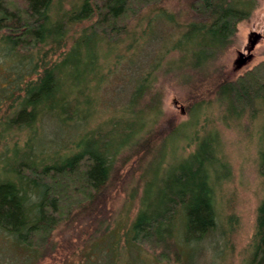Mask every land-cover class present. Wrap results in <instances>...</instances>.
I'll return each mask as SVG.
<instances>
[{
  "label": "trees",
  "instance_id": "16d2710c",
  "mask_svg": "<svg viewBox=\"0 0 264 264\" xmlns=\"http://www.w3.org/2000/svg\"><path fill=\"white\" fill-rule=\"evenodd\" d=\"M53 1L0 0V76H5L4 80L10 78L7 69L13 63L29 59L27 53L42 45H50V51L60 49L65 46L69 26L84 21L89 23L61 63L48 67L41 66L42 62L39 66L31 63L30 69L27 68L30 74H37V69H42L37 78L21 86L18 80L14 85L16 88L7 91V100H20L17 110L6 123L7 129L31 128L41 113L54 117L58 114L64 123L72 121L74 102H70L66 94V82L70 81L68 72L75 68L74 64L82 54L85 55L86 70L92 72L89 69L94 68L91 54L95 52L89 41L104 38L117 42L129 33L130 23L145 10L155 9L169 0H72L70 9L56 18L50 15ZM184 1L191 15L179 38H198V47L203 51L192 53L190 65L178 68L191 69L197 82L192 87L193 97L183 106V113L190 114L195 106L214 97L230 120L244 115L253 117L257 111L256 103L264 101V60L236 79H231L222 66L210 75L205 71L231 45L237 26L250 19L261 0ZM173 19L160 12L155 14L149 33L152 35L160 22L171 24ZM179 38L173 41L172 50H179ZM64 71L67 74L63 76ZM137 82L138 85L142 83L141 80ZM70 85L72 89L76 86ZM68 91L71 93V89ZM143 92L141 85L134 88L128 105H136ZM77 93H82V87ZM151 100L153 104L159 101L156 95ZM94 106L95 103L93 105V101L86 98L76 112L79 124L76 129H80L79 126L84 129L76 141V152L63 157L54 156L49 163L43 160L37 165L32 146L27 145L26 149L30 151L26 159L4 166L0 175V230L13 237V246L37 253L48 246L58 227L88 219L93 231L79 264H121L122 253L127 248L149 251L156 263L180 261L182 255L178 241L198 242L216 228L208 173L215 158L213 135L193 136L187 146L193 145V151L177 163L166 165L158 182H147L140 209L124 233L126 245L120 248V238L116 241L117 237L104 226L111 194L118 184L124 182L120 171L133 158L140 166L160 143L162 147L177 132L179 126L171 118L137 139L144 126L131 121L135 115V109L131 108V117L121 130L125 131L124 137L117 139L118 125L126 119L112 117L90 127ZM124 149L128 152L120 159V167L115 168ZM258 173L264 180V150L260 155ZM149 190L151 196L147 195ZM109 237L114 238L112 243ZM132 258L146 264L138 260L137 255ZM28 259L26 255L18 264H29ZM250 264H264V200L257 210Z\"/></svg>",
  "mask_w": 264,
  "mask_h": 264
},
{
  "label": "rangeland",
  "instance_id": "374dc122",
  "mask_svg": "<svg viewBox=\"0 0 264 264\" xmlns=\"http://www.w3.org/2000/svg\"><path fill=\"white\" fill-rule=\"evenodd\" d=\"M71 2L72 0H54L50 15L56 18L57 15L68 11ZM158 8L161 10L158 11ZM159 12L172 16L173 23L160 22L151 35L148 28L154 22V15ZM190 15L184 0H169L155 9L145 10L130 23L129 33L117 42L104 38L91 39L89 43L93 45L95 52L94 55L91 54L94 68L89 69L92 72L86 70L84 54L74 64L75 68L69 69L68 72L70 81L66 82V86L68 90L71 89V93L67 90L66 94L69 101L74 102V117L67 123L61 121L58 114L55 118L41 113L40 118L31 128L7 129L6 123L17 110L20 100L11 102L5 96L8 90L16 88V86L14 88L16 81L20 80L21 86L37 78V74H40L42 69H37V74H30L27 68L30 69L31 63L36 66L42 62L40 65L47 67L61 63L82 30L88 27L87 21L68 27L64 47L50 51V45H42L27 53L29 59L23 58L21 62L13 63L7 69L10 78L6 77V80L11 79L8 84L3 79L5 76H0V136H2L0 175L3 174L6 164L18 163L27 158L30 151L26 149L27 145L32 146L30 148L34 152V162L37 165L43 160L50 161L54 156L63 157L76 152V141L84 131L80 126V129H76L78 127L76 112L86 98H90L93 105L95 103L93 107L95 112L88 124L90 127L112 117L126 119L118 125L120 130H117V139L124 137L125 131L121 130L129 120L127 118L131 117V108L135 109L133 110L135 120L131 118V121L142 123L144 126L137 139L171 118L179 126L177 132L170 136L162 147L161 143H158L154 153L140 166L133 158L120 171L121 175H124V182L118 184L111 194L106 206L107 219L104 225L117 237L116 241L120 238V248L126 245L123 236L140 209L141 196L147 182H158L159 176L166 171L168 165L177 163L181 157L189 155L194 146H187L193 136L200 138L207 133L213 135L215 158L209 166L208 173L213 191L215 230L198 242L178 241L179 252L182 255L178 262L173 260L171 263H156L149 251L127 248L122 253L121 264H141L132 258L136 255L139 257L138 260L146 264H250L251 262L257 210L264 200V180L258 173L260 155L264 150V101L256 103L257 111L253 117L244 115L231 120L224 114L214 97L195 106L190 114L181 111V108L183 109L188 103L187 100L193 97L192 87L197 82L196 74L191 69L178 68L190 65L192 53L196 54L202 50L200 46L198 47V38L187 37L181 40L179 38L186 30L185 26L190 21ZM252 32L262 37L252 52L253 58L242 69L234 71L237 54L244 53ZM177 38L180 40L179 50H172L170 47ZM263 60L264 0H261L250 19L237 26V33L231 45L209 65L205 74H213L218 66H222L231 79H236ZM66 74L64 71L63 76ZM138 80L142 81L139 85ZM71 83L76 85L74 89L70 88ZM140 85L144 90L142 97L136 105L129 106V98L134 88ZM81 87L82 93L78 94L77 90ZM73 90L76 92L72 94ZM154 95L159 101L153 104L151 98ZM127 150L124 149L118 156L115 168L120 167V159L124 158ZM16 151L17 154L14 153ZM147 195H152L150 190ZM91 231L93 226L88 219L78 220L71 225H62L53 232L48 246L34 253L13 246V237L0 230V264H18L26 255L29 257V264L32 262L33 264H79L90 243ZM108 239L111 243L114 241L112 237ZM125 258L129 260H124Z\"/></svg>",
  "mask_w": 264,
  "mask_h": 264
},
{
  "label": "water",
  "instance_id": "95a60500",
  "mask_svg": "<svg viewBox=\"0 0 264 264\" xmlns=\"http://www.w3.org/2000/svg\"><path fill=\"white\" fill-rule=\"evenodd\" d=\"M261 35L258 33L252 32L248 38L247 46L244 49L243 52H239L237 54V59L234 63V71H238L242 69L248 62H250L253 58L252 52L255 49L256 45L261 40ZM181 111L184 112V110L181 108Z\"/></svg>",
  "mask_w": 264,
  "mask_h": 264
}]
</instances>
